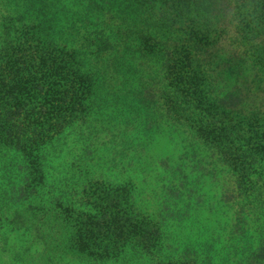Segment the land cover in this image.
<instances>
[{
    "label": "trees",
    "instance_id": "1",
    "mask_svg": "<svg viewBox=\"0 0 264 264\" xmlns=\"http://www.w3.org/2000/svg\"><path fill=\"white\" fill-rule=\"evenodd\" d=\"M0 213L20 264H264V0H0Z\"/></svg>",
    "mask_w": 264,
    "mask_h": 264
},
{
    "label": "rangeland",
    "instance_id": "2",
    "mask_svg": "<svg viewBox=\"0 0 264 264\" xmlns=\"http://www.w3.org/2000/svg\"><path fill=\"white\" fill-rule=\"evenodd\" d=\"M46 153V152H45ZM153 162V161H152ZM150 163V165L147 166V171H152L155 170L157 168V165L153 163ZM156 163V161H155ZM158 169V168H157ZM152 174V173H151ZM141 177V176H140ZM114 180L113 183H116L115 185L119 184V181L121 182V177L118 176V180L117 178L114 176L113 179ZM126 183V182H125ZM122 185V184H121ZM47 197V196H46ZM4 221L5 218H3L2 213H0V240H2V233H6L5 232V228H3L4 226ZM67 224V223H66ZM65 224V226H66ZM85 226H80L77 229L72 225V224H67V228H66V232L69 234L68 235V242H66V249H68V253L67 254H63L66 257H70L72 254L71 253H75L73 255L75 256H82V255H89V256H94L97 258H104L103 260L109 258L111 256V252L109 254L105 253L102 245H99L96 241L94 240H89V236L85 235ZM78 230V231H75ZM75 231V232H74ZM26 247L22 248V251H24L27 248V245L30 244V242L27 240L26 242H24ZM6 249V247H3V244L0 243V249ZM32 248H34V245L32 244ZM7 250V249H6ZM25 256L27 258L28 253H17V252H8L7 253H3L0 254L3 262L5 264H20L19 261H22V256ZM39 264L37 263L35 260L33 259H27L24 262H22L21 264Z\"/></svg>",
    "mask_w": 264,
    "mask_h": 264
}]
</instances>
